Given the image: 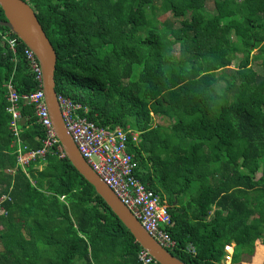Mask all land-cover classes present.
<instances>
[{
  "label": "trees",
  "instance_id": "1",
  "mask_svg": "<svg viewBox=\"0 0 264 264\" xmlns=\"http://www.w3.org/2000/svg\"><path fill=\"white\" fill-rule=\"evenodd\" d=\"M23 1L55 51L57 95L127 132L133 176L170 214L166 250L223 264L230 244L264 264V0H212V12L208 0ZM24 47L0 38V264H141L142 247L55 146L17 164L4 83L38 88ZM19 112L20 141L40 148L34 106L20 99Z\"/></svg>",
  "mask_w": 264,
  "mask_h": 264
},
{
  "label": "built area",
  "instance_id": "2",
  "mask_svg": "<svg viewBox=\"0 0 264 264\" xmlns=\"http://www.w3.org/2000/svg\"><path fill=\"white\" fill-rule=\"evenodd\" d=\"M0 38L12 53L16 52L18 38L9 31H0ZM28 69L38 82V88L31 93L19 95L9 78L4 87L6 88V98L8 105L7 112L11 115L10 129L14 135L17 145L16 162L23 169L36 156H42L48 148L56 147L58 155L65 154L56 137L52 126V120L48 108L44 101L42 90V71L35 57V54L28 47L22 49ZM23 104L34 106L37 122L45 130V137L42 145L38 149L28 150L20 141V129L17 126L20 120L19 100ZM59 107L64 122L65 129L75 143L80 155L87 165L99 176V178L112 190L115 196L128 208L133 216L138 219L145 231L152 236L165 249H172L176 246V241L171 238L165 229L170 225V214L167 205L160 201L159 196L152 190L147 189L134 176L135 162L132 153L127 150V132L121 127H108L96 125L80 114V105L74 104L70 99L57 95ZM86 111V109H84ZM133 136H136L133 134ZM24 150H28L26 154ZM4 197L0 198V201ZM3 210L0 207V213ZM225 258L231 259L232 247L225 245ZM186 251L193 253L191 245L186 247ZM137 260L141 264L156 263L147 250L141 248L137 253Z\"/></svg>",
  "mask_w": 264,
  "mask_h": 264
},
{
  "label": "water",
  "instance_id": "3",
  "mask_svg": "<svg viewBox=\"0 0 264 264\" xmlns=\"http://www.w3.org/2000/svg\"><path fill=\"white\" fill-rule=\"evenodd\" d=\"M0 8L4 15V20H0V26L8 28L26 47L31 49L41 67L44 101L48 108L56 137L66 158L94 187L96 193L129 230L135 241L147 250L158 264H186L163 248L156 239L145 231L138 219L133 216L80 155L75 143L65 129L55 91V51L43 31L33 8L23 0H0Z\"/></svg>",
  "mask_w": 264,
  "mask_h": 264
},
{
  "label": "rangeland",
  "instance_id": "4",
  "mask_svg": "<svg viewBox=\"0 0 264 264\" xmlns=\"http://www.w3.org/2000/svg\"><path fill=\"white\" fill-rule=\"evenodd\" d=\"M208 2H207V10H208V12H212L213 11V8H212L213 7L212 6L213 1L208 0ZM170 16L171 15L169 14V12H166L163 14H159L158 19H160V20H167L168 19L171 22H173L174 26H177L179 24V21L177 19H172ZM253 52H255V50H253ZM176 54H177V52H175V55ZM236 61H237V59H235L233 63H235ZM233 63L231 64L232 66H234ZM252 65L254 66V69H257L259 71V66H257L258 65L257 63L253 62ZM219 83L222 84L221 82H219ZM155 122H161V121L155 120ZM259 250H260V254H264V247H260ZM237 253H240V256ZM237 253H235L233 257H232V254L229 255L232 257V264H260V262H261L260 256H256V251L254 252V254L252 256L246 255L245 253L240 252L239 249H238ZM225 260H226V258H225Z\"/></svg>",
  "mask_w": 264,
  "mask_h": 264
},
{
  "label": "crops",
  "instance_id": "5",
  "mask_svg": "<svg viewBox=\"0 0 264 264\" xmlns=\"http://www.w3.org/2000/svg\"><path fill=\"white\" fill-rule=\"evenodd\" d=\"M20 121V120H19ZM223 264H230L231 263V259H226L222 261Z\"/></svg>",
  "mask_w": 264,
  "mask_h": 264
},
{
  "label": "clouds",
  "instance_id": "6",
  "mask_svg": "<svg viewBox=\"0 0 264 264\" xmlns=\"http://www.w3.org/2000/svg\"><path fill=\"white\" fill-rule=\"evenodd\" d=\"M232 254H233V247H232ZM232 258V257H231Z\"/></svg>",
  "mask_w": 264,
  "mask_h": 264
}]
</instances>
